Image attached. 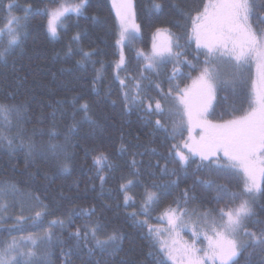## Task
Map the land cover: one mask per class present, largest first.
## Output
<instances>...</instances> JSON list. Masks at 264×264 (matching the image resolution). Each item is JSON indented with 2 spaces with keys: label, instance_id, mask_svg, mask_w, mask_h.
<instances>
[{
  "label": "trees",
  "instance_id": "obj_1",
  "mask_svg": "<svg viewBox=\"0 0 264 264\" xmlns=\"http://www.w3.org/2000/svg\"><path fill=\"white\" fill-rule=\"evenodd\" d=\"M10 2L13 0H0V26L4 25L9 15L7 5ZM14 2L18 5L12 9L14 16L23 17V9L28 4L32 5L33 11L28 14V28L22 45L8 57L7 63L0 61V104L22 106L19 116L15 112L9 116L10 124L0 116V132L14 138V143L18 145L9 154L6 144L0 143V183L8 181L14 185V189L0 200V203L6 201L8 205L6 212H0V224L3 225L0 227V244L35 234L48 227L52 220L63 219L66 223L64 228L52 227V246L46 248L41 245L34 251L46 253L50 264H64L62 249L66 250L67 245L59 241L67 240L69 233L76 228L83 230L86 224L99 222L105 226V233L117 229L124 234V240L118 256L110 257L97 251V259L102 256L106 264H120L121 258L130 264L133 261L135 264H154V258L147 255L149 251H155L152 240L147 238L146 229L133 224L129 214L141 211L147 192L161 191L153 184L164 185L176 179L163 173L165 164L169 170L176 169L180 183L178 187L165 190L159 203L150 207L147 217L150 224L163 225L164 211L170 205L175 207L174 201L181 197L185 187L195 191L196 199L190 200L187 205L190 210L202 212L211 209L216 215L219 208L234 207L239 203L238 199L232 200L223 193L218 198L215 188H206L198 181L211 179L217 184L226 185L229 192L242 196V174L232 169L219 173L207 169L198 171V158L195 162L190 161L186 169L181 168L173 145L187 154L182 145L188 139V132L183 130L175 137L171 134L173 123L180 122L178 115L161 118L168 125L169 131L165 132L148 122L140 107L126 106L122 96V91L134 88L131 77L140 79L145 61L138 53H151L155 28L168 26L174 32H182L183 29L172 23L177 20L183 23L174 5L179 4L190 10L198 6L200 0H157L164 5L160 11L153 8L154 0H131L140 31L121 44H117L121 29L112 0H88L83 15L70 14L64 19L63 25L58 28V38H53L47 32L45 14L35 9H42L46 5L53 7L60 0ZM77 35L79 39H73ZM7 39L6 35H0V49L6 46ZM184 43L181 40V44ZM184 51L187 58L197 64L193 59L194 44ZM83 52L93 54L80 64L78 61L83 59ZM121 55L124 65L117 79L116 65ZM200 61H203V56ZM200 66L197 64L196 69L180 66L183 75L176 82L181 88L191 84L188 74L195 78ZM171 68L172 64L165 65L159 76L151 72L144 74L167 90V76ZM254 74L255 69L252 68L251 75ZM120 79L126 81L127 89H122ZM141 83L145 87L143 95L158 97L155 87H149V80ZM225 95L229 97L227 103L223 100ZM246 95L247 86L238 88L236 96L230 91H218L209 118L219 121L223 113L224 119H231L228 104L235 103L236 108H247ZM84 103L89 105L87 114L81 108ZM171 104L170 101L168 106ZM74 124L75 129L69 132ZM18 133L26 142L31 140L35 145L32 162L27 167V148L19 147ZM194 136L198 137L197 131ZM51 144L60 147L53 152L49 148ZM153 149L156 153H153ZM101 152L108 156L111 164V167L105 166L103 171H99L94 164V158ZM65 157L70 169L67 172L59 169ZM133 159L137 161L135 167L132 165ZM157 160L160 162L158 166L155 163ZM99 175L105 177L103 186ZM127 180L133 181L127 191L132 199L125 204V192L120 185ZM45 205L47 210L43 207ZM93 206L95 214L91 217L81 212V209ZM37 211L42 212L40 218L35 217ZM255 211L257 216L246 223L250 231L258 232L261 225L256 220H264V197L257 198ZM21 215L25 219L17 229L9 231V226L15 224L16 217ZM70 215L71 223L68 222ZM216 218H219L218 215ZM258 251H253L251 247L246 249L240 256V264H260ZM85 253L86 249L82 253L74 252L69 258L71 264H83Z\"/></svg>",
  "mask_w": 264,
  "mask_h": 264
},
{
  "label": "snow or ice",
  "instance_id": "obj_2",
  "mask_svg": "<svg viewBox=\"0 0 264 264\" xmlns=\"http://www.w3.org/2000/svg\"><path fill=\"white\" fill-rule=\"evenodd\" d=\"M87 4L88 0H79V2L60 0L53 7L46 5L35 11L45 14L47 32L53 38H58V28L63 25L64 19L70 14L83 15ZM113 6L116 8L121 29L117 44H121L124 39L139 33L140 25L135 22L131 0H120L119 4L117 0H113ZM14 7L18 5L13 0L7 5L9 15L5 27L0 28V35L8 37L6 46L0 49V61L5 63L15 49L22 45L28 28V14L33 11L32 5L28 4L23 9V17L14 16L11 14ZM163 7L162 3L154 0L155 10L160 11ZM174 7L182 17L183 23L180 20L172 23L183 31L177 33L168 26L155 28L151 53L148 55L138 53V56L145 61L140 79L131 77L133 90L122 91L124 103L126 106L140 107L146 114L148 122L165 132L169 131L168 125L161 118L166 115L169 118L178 115L180 122L173 123L171 134L175 137L177 134H182L183 130L188 132V139L182 145L187 150V154L177 150V146L173 145V151L181 168L186 169L190 161L195 162L198 158L199 163L196 164L198 171L207 169L209 172L219 173L226 169L235 170L243 176V192L242 196H238L237 193L229 192L224 184H217L211 179L199 180L198 182L206 188H215L218 198L223 193L232 200L238 199L239 203L234 207L219 208L216 215L211 209L202 212L190 210L187 205L190 200L196 199L195 191L193 188L185 187L181 197L174 201L175 207L170 205L163 213V219L166 220L168 227L154 226L147 219L150 207L159 203L165 190L178 187L180 183L176 169L169 170L165 164L163 173L176 179L164 185L153 184L154 188H159L161 191L147 192L141 211L130 213V219L136 227L146 229L147 238L152 240L155 251H149L147 255L154 258V264H169V262L170 264H240L241 254L249 247L253 248V251L259 250L260 264H264V220H256V223L261 225L258 232L250 231L246 223L257 216L255 211L257 198L264 197V0H200L199 5L190 10L182 8L179 4ZM73 39L78 40L79 36ZM181 40L185 43L181 44ZM193 44L195 46L193 59L201 66L195 78L191 77V73L188 74L191 84L181 88L176 82L177 78L183 75L180 66L197 68V64L189 60L184 51ZM92 54L83 52V59L78 63L83 64ZM201 56H203L202 62ZM167 64H172V68L167 76L169 87L165 90L160 83L151 81L144 73L151 72L159 76ZM123 65L124 57L121 55L116 65L117 79ZM253 67L254 76L251 75ZM143 80H149V87H155L158 97L143 95L145 92V87L141 83ZM120 84L122 89L128 88L124 79H120ZM244 86H247V108H236L235 103L228 104L231 109L228 113L231 119H224L223 113L219 121L209 118L218 91H230L236 96L237 89ZM223 100L227 103L228 95H225ZM170 101L172 104L168 106ZM21 107L0 104V116L10 124L9 116L13 112L19 116ZM81 108L87 114L89 105L84 103ZM237 112L240 114L237 115ZM52 115L55 116V113ZM153 117L157 118L153 120ZM88 119L91 120V117ZM91 122L95 123V121ZM75 127V124L72 125L69 132ZM196 130H199L198 137L193 135ZM17 136L20 140L19 147L27 148V167L32 162L35 145L31 140L26 142L19 133ZM0 143L6 144L9 154L18 147L14 143V138L3 132H0ZM58 147L60 146L55 144L49 145L53 152ZM152 151L156 153L155 149ZM136 163L137 161L133 159V167ZM155 163L158 166L160 162L157 160ZM94 164L99 171H103L105 166L111 167L108 156L103 152L94 158ZM59 169L64 172L70 171L67 157L59 165ZM98 178L103 186L105 177L99 175ZM132 183V180H127L120 185L125 192V204L132 199L127 195L128 186ZM13 189L14 185L8 181L0 183V200H3ZM7 207L6 201L0 203V212H6ZM43 207L47 210L46 205ZM81 212L91 217L95 214V207L81 209ZM41 216L42 212L35 213L36 218ZM140 216L144 219H138ZM24 219L22 215L16 217V223L9 226V231L17 229ZM68 222L71 223V215ZM53 226L64 228L65 220H52L42 236L29 234L26 239L32 247L28 250H24V238L21 240L13 238L10 242L0 244V264H50L46 253L38 254L33 249L41 245L46 248L52 246ZM0 227L3 225L0 224ZM104 227L99 222L86 224L83 230L76 228L75 231L70 232L67 240H60V244L67 245L66 250L62 249L64 264H71L69 259L71 255L74 252L82 253L85 249L86 259L83 264H106L102 256L97 259V251L102 254L107 253L110 257L118 256L122 250L124 234L117 229L105 233ZM185 230L191 232L193 237L191 241L182 238L181 232ZM198 242L201 246H198ZM120 264H130V262L121 258Z\"/></svg>",
  "mask_w": 264,
  "mask_h": 264
},
{
  "label": "rangeland",
  "instance_id": "obj_3",
  "mask_svg": "<svg viewBox=\"0 0 264 264\" xmlns=\"http://www.w3.org/2000/svg\"><path fill=\"white\" fill-rule=\"evenodd\" d=\"M112 2H113V0H112ZM117 3L119 4V3H120V0H117ZM131 4H132V11L134 12L133 2H132ZM115 11H116V10H115ZM134 14H135V13H134ZM135 22H136V19H135ZM4 27H5V23H4L3 26H0V28H4ZM136 35H138V33H136L135 36H136ZM128 38H131V37H128ZM128 38H126V39H124V40L126 41ZM124 40H123V41H124ZM253 68H254V67H253ZM254 69H255V68H254ZM196 131L199 132V130H196ZM195 133H196V132H194L193 135H195ZM162 221H163V225H161V226H157V227H161V228H166V227H168L167 222H166L165 219H163V217H162ZM193 222H195V217H193ZM48 227H49V226H48ZM48 227H46V228H44V229L38 231V232L35 233V234H31V235L38 237L39 234L43 233ZM188 234L190 235V238H189V235H188ZM28 236H29V235H23V236H21V237H19V238H16L17 240H21L22 238H24V240H25V249H24V250H28V248L32 247V246H31V243L28 242L27 239H26ZM181 236H182V238H183L184 240H187V241H191L192 238H193L191 232L188 231V230H185V231L181 232ZM9 242H10V241H9ZM198 246H201V245L199 244V242H198ZM33 250H34V249H33Z\"/></svg>",
  "mask_w": 264,
  "mask_h": 264
}]
</instances>
